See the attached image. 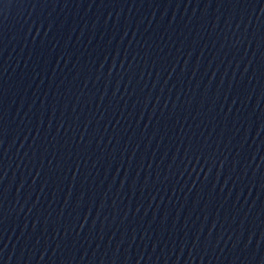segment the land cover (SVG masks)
I'll use <instances>...</instances> for the list:
<instances>
[{"label": "water", "instance_id": "1", "mask_svg": "<svg viewBox=\"0 0 264 264\" xmlns=\"http://www.w3.org/2000/svg\"><path fill=\"white\" fill-rule=\"evenodd\" d=\"M195 264H264V0H214L210 142Z\"/></svg>", "mask_w": 264, "mask_h": 264}]
</instances>
